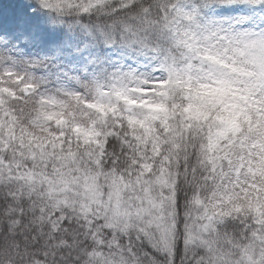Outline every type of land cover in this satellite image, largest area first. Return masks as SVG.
Returning <instances> with one entry per match:
<instances>
[{
    "label": "snow or ice",
    "instance_id": "snow-or-ice-1",
    "mask_svg": "<svg viewBox=\"0 0 264 264\" xmlns=\"http://www.w3.org/2000/svg\"><path fill=\"white\" fill-rule=\"evenodd\" d=\"M11 2L0 264H264V0Z\"/></svg>",
    "mask_w": 264,
    "mask_h": 264
},
{
    "label": "trees",
    "instance_id": "trees-1",
    "mask_svg": "<svg viewBox=\"0 0 264 264\" xmlns=\"http://www.w3.org/2000/svg\"><path fill=\"white\" fill-rule=\"evenodd\" d=\"M15 8L16 5L12 3L11 0H2V2H0V12L3 13L5 18H7L9 12L14 10Z\"/></svg>",
    "mask_w": 264,
    "mask_h": 264
}]
</instances>
